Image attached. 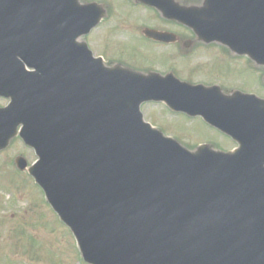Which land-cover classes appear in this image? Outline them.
<instances>
[{
    "label": "water",
    "instance_id": "water-1",
    "mask_svg": "<svg viewBox=\"0 0 264 264\" xmlns=\"http://www.w3.org/2000/svg\"><path fill=\"white\" fill-rule=\"evenodd\" d=\"M219 2L224 13L202 24L264 66V0ZM95 7L0 0V95L12 97L39 158L31 173L83 259L264 264V100L104 66L80 41L104 15ZM229 19L241 22L223 31ZM147 102L200 116L239 148L190 151L146 123Z\"/></svg>",
    "mask_w": 264,
    "mask_h": 264
},
{
    "label": "flooded vegetation",
    "instance_id": "flooded-vegetation-1",
    "mask_svg": "<svg viewBox=\"0 0 264 264\" xmlns=\"http://www.w3.org/2000/svg\"><path fill=\"white\" fill-rule=\"evenodd\" d=\"M79 1L96 4L97 15L106 14L84 39L107 67L174 75L193 85L217 86L228 95L241 91L264 98V69L248 57L234 54L225 44L200 36L208 29L199 27L202 21L196 17L205 16L199 9L207 0ZM11 104L10 98L0 96V111ZM15 124L13 118L0 123L7 130L16 128ZM21 129L20 125L17 135L0 150V237L8 235L7 225L12 221L28 225L29 212L24 215L11 200L5 201V197L9 200L26 193L17 180L32 178L30 167L37 160L34 149L19 135Z\"/></svg>",
    "mask_w": 264,
    "mask_h": 264
},
{
    "label": "rangeland",
    "instance_id": "rangeland-1",
    "mask_svg": "<svg viewBox=\"0 0 264 264\" xmlns=\"http://www.w3.org/2000/svg\"><path fill=\"white\" fill-rule=\"evenodd\" d=\"M258 91L263 93L260 88ZM143 112L148 122L166 134L176 136L190 149L206 142L228 150L235 147L227 136L200 119L189 120L182 115L170 114L161 105L145 106ZM17 181L26 188V193L11 196L9 200L5 197V201L11 200L24 215L29 212L28 225L22 226L16 221L7 225L8 235L4 233L0 237V264H85L73 234L51 210L42 190L31 178Z\"/></svg>",
    "mask_w": 264,
    "mask_h": 264
}]
</instances>
